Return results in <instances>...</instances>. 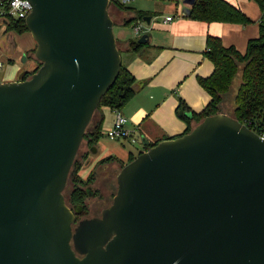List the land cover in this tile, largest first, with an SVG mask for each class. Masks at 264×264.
I'll return each mask as SVG.
<instances>
[{"label": "water", "instance_id": "95a60500", "mask_svg": "<svg viewBox=\"0 0 264 264\" xmlns=\"http://www.w3.org/2000/svg\"><path fill=\"white\" fill-rule=\"evenodd\" d=\"M29 1L42 64L0 82V264H264V138L225 112L139 153L77 223L64 192L123 58L110 0Z\"/></svg>", "mask_w": 264, "mask_h": 264}, {"label": "crops", "instance_id": "0c3cea01", "mask_svg": "<svg viewBox=\"0 0 264 264\" xmlns=\"http://www.w3.org/2000/svg\"><path fill=\"white\" fill-rule=\"evenodd\" d=\"M185 1L183 0L180 14L182 6L179 1L169 4L156 0H131L127 5L152 16L151 29L146 30L143 25L139 34H136L133 25L124 28L122 20L127 14L112 7L116 17L114 19L113 16L115 25L120 26L116 31L117 39L126 41L140 38L143 34H148L149 39L142 51L123 50L121 53L123 65L138 81L136 95L122 108L133 139L137 141L141 139L139 143L143 146L138 148V153L145 151V145L149 142L172 138L186 130V122L176 111L181 99L197 112L203 110L211 100L210 94L198 80L199 76L208 77L214 71L213 62L204 54L208 35L220 37L225 46L233 45L242 53L246 51L248 41L259 36L262 11L256 0H227L241 8L252 19L253 22L249 24L191 19L188 17L190 6ZM157 13L163 16L157 17ZM155 16L158 20H154ZM167 16H172L173 19L165 22ZM25 41L26 50L23 46L8 45L6 50L0 46L2 68L5 67V62L12 63L0 82L15 81L24 70L31 69L32 65L28 62L27 56L29 49L36 46V42L34 39ZM7 50L10 55L4 54ZM103 114V127L110 128L115 121V112L104 109ZM98 146L102 150L98 160L115 153L110 146L101 142V138L96 147L99 148ZM131 153L137 155L130 152L125 163H128Z\"/></svg>", "mask_w": 264, "mask_h": 264}, {"label": "trees", "instance_id": "16d2710c", "mask_svg": "<svg viewBox=\"0 0 264 264\" xmlns=\"http://www.w3.org/2000/svg\"><path fill=\"white\" fill-rule=\"evenodd\" d=\"M256 2L259 4L262 11V16L259 21V36L251 38L248 41L244 53L233 45L228 47L225 46L220 37L208 35L204 54L213 62L214 71L208 77L199 76L198 80L202 87L210 94L211 100L203 110L197 112L192 110L185 101L181 99L176 111L180 118L186 122L187 127L182 134L172 138L190 132L192 128L205 117L221 112L230 114L244 124H248L249 121H252L250 128L260 133L259 128L264 121V0H256ZM112 7L127 14L122 20L124 26H132L137 21H144L143 18L148 15V13L137 10L123 3L121 0H110L109 12ZM188 17L206 22L217 21L240 24H249L253 22L241 8L227 0H195ZM0 21H6L8 31L13 30L20 34L30 32L26 24V19L24 18L0 19ZM117 40L121 53L123 50L140 52L145 46V44L139 43V38L126 41ZM35 49L36 47L31 49V52H35ZM35 60L38 62L37 66L22 72L21 75L23 79L29 78L42 64L39 60ZM239 73H241V82L238 88L232 89L234 80ZM137 86V78L122 64L115 84L102 97L100 105L95 112V114L99 113V118L95 120L94 114L82 143L85 141L89 149L93 146H97L102 136L101 131L104 122V108L122 110V108H124V106L136 95L138 90ZM229 98H231L233 102L232 111H228L226 107ZM187 113H192V117H189ZM160 141L149 142L145 145V150L156 145ZM87 153L88 150L81 153L80 146L68 181V183L71 182L73 184L72 195L76 202V206L82 207L81 216L88 213V206L85 202L88 193L85 189V185H89L95 179V170L90 172L89 178L87 179H84L81 175V171L86 165ZM136 156L137 155L131 153L128 162L132 161ZM112 163H117L121 167L126 164L116 156L109 155L100 159L97 165L103 166Z\"/></svg>", "mask_w": 264, "mask_h": 264}, {"label": "rangeland", "instance_id": "374dc122", "mask_svg": "<svg viewBox=\"0 0 264 264\" xmlns=\"http://www.w3.org/2000/svg\"><path fill=\"white\" fill-rule=\"evenodd\" d=\"M159 2H166V3H177L176 1H179L180 5V14L182 13V8H183V0H156ZM186 2V1H185ZM113 10L110 8V13L112 17L114 16V19H116L115 14L112 12ZM165 14V13H163ZM157 17H162L163 15L161 13L156 14ZM155 16L154 20H158ZM144 27L146 30L151 29V25L146 24L145 22L143 23ZM120 26L115 25V32L118 31ZM124 28H129V26H125ZM32 41L33 37L30 32H24L22 34L10 30H7L6 23L3 21L0 22V46L3 48H7L8 45L12 47H17V46H23L26 50V41L25 40ZM34 46L33 48H35ZM31 48V49H33ZM31 49L28 51V62H31L30 65L34 64V60L36 59L35 52H31ZM5 55H10V52L7 50L4 53ZM25 56V54H23ZM23 56H16L17 58H21ZM27 61V59H26ZM5 67L0 70V80L3 76V74L10 68L12 63H7L5 62ZM16 65V64H15ZM33 66H31L32 68ZM241 82V73H239L235 80L232 89L238 88L239 84ZM228 101V100H227ZM226 107L228 108L227 110L230 111L232 110L233 107V102L232 99L229 98V102L226 103ZM105 111H109L110 109L104 108ZM99 118V113L95 114V120ZM106 128V126H105ZM111 128L104 129L102 127V136H101V142L107 146H110L112 150H114V156H116L119 160L125 161L128 159L129 153L130 152H135L137 155L138 153V148H142V144L139 143L140 140H134L133 136L129 138H123V139H110L109 137V131ZM137 141V142H136ZM102 146V145H101ZM97 148L96 153L92 152V149H89L86 145V142L84 141L81 145V153H84L85 151L88 150V153L92 154V158L90 159V163L84 166L83 173H85V176L83 177L84 179L89 178L90 175V169L91 171L95 170V179L93 182H91L89 185H85V189L87 190L88 187H91L93 193L92 195H88L86 198L85 202L88 206V213L83 215L82 218L84 217H92L95 215L101 214L102 210L108 206L111 205L113 201V197L115 196L117 189H118V183H117V176L122 169V167L117 164V163H112V164H106V165H97L98 163V156L102 153L101 147ZM80 155V154H79ZM118 155V156H117ZM98 160V161H97ZM127 164V163H126ZM87 171V172H86ZM89 173V174H88ZM82 175V171H81ZM73 189V184L71 182L68 183L67 189L65 191L66 198L68 199L71 191Z\"/></svg>", "mask_w": 264, "mask_h": 264}, {"label": "built area", "instance_id": "2783aa9c", "mask_svg": "<svg viewBox=\"0 0 264 264\" xmlns=\"http://www.w3.org/2000/svg\"><path fill=\"white\" fill-rule=\"evenodd\" d=\"M123 3L127 4L131 0H121ZM33 5L29 0H0V19H26L27 16L31 13ZM172 16H167L165 22L171 21ZM144 21H137L133 27L136 34H139L143 29ZM3 67V62L0 61V69ZM115 121L110 127L109 131L110 139H123L129 138L132 136V131L128 128L127 123L128 119L120 109H115ZM249 128L252 125V121H249L246 124ZM261 137L264 138V121L259 128ZM257 133V132H256Z\"/></svg>", "mask_w": 264, "mask_h": 264}, {"label": "flooded vegetation", "instance_id": "af4514ba", "mask_svg": "<svg viewBox=\"0 0 264 264\" xmlns=\"http://www.w3.org/2000/svg\"><path fill=\"white\" fill-rule=\"evenodd\" d=\"M28 59V58H27ZM37 64H38V62L36 61V60H34V64L32 65L33 67H35V66H37ZM93 148V147H92ZM91 148V149H92ZM83 155H85V154H83ZM86 156H87V160H86V163L87 164H89L90 163V159L92 158V154L91 153H87L86 154ZM88 161H89V163H88ZM89 192V196L90 195H92V193H93V191H92V189H91V187H88L87 188V193ZM67 199V198H66ZM67 202H68V205L72 208V210L74 211V213H75V215H76V202H75V200L73 199V195H72V191H71V193H70V195H69V197H68V199H67ZM109 207V206H108ZM107 208V207H106ZM105 209V208H104ZM103 209V210H104ZM103 210H102V212H103ZM82 211V210H81ZM102 212H101V214H99V215H95V216H92V217H99V216H101L102 215ZM81 213V212H80ZM80 213H77V223L79 222V220H81V219H84V218H90V217H84V218H82L83 216H81L80 215ZM73 227H74V229L76 228V222L73 224Z\"/></svg>", "mask_w": 264, "mask_h": 264}]
</instances>
